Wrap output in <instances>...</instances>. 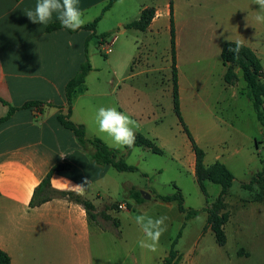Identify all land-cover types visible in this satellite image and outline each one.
Wrapping results in <instances>:
<instances>
[{"label":"rangeland","instance_id":"obj_1","mask_svg":"<svg viewBox=\"0 0 264 264\" xmlns=\"http://www.w3.org/2000/svg\"><path fill=\"white\" fill-rule=\"evenodd\" d=\"M136 1L121 0L112 10L111 19H135L137 7L152 2ZM181 7L176 50L182 115L195 141L206 153L205 165L219 160L235 176L227 199L231 214L225 226L228 242L221 247L213 232L205 231L207 213L204 208L207 200L211 203L216 200L221 186L209 183L206 197L195 174L175 159V153H185L191 149V143L174 112L170 34L162 31L157 39V56L159 64L162 62L157 65L162 70L151 69L144 75L131 78L132 72L137 74L142 70V65L135 67L132 64L129 55L131 45L138 40L140 33L136 30L125 33L116 28L111 37H118L111 54L101 52L96 38L90 41L88 54L93 69L86 80L85 101L92 103L95 116L100 107L114 106L126 113L138 125L136 134L150 137L156 130L163 138L156 143L165 152L158 155L134 146L126 153L125 159L128 164L138 167L139 172L119 173L114 170L115 183L130 180L140 187V192L147 190L152 195L143 204L131 200L134 208L130 215L119 214L125 238L129 240L123 258L125 260V255L130 252L125 264H133V243L144 239L135 217L141 214L154 218L163 216L160 203L155 202L156 194H173L176 186L184 195L185 206L200 211L197 217L188 221L177 243L176 250L183 254L179 264H264V183L256 184L252 189L243 188L264 169V129L251 101L241 94L246 87L242 72L234 67L239 81L235 86L226 84L224 75L228 66H224L221 57L223 43L241 40L256 51L264 68V23L255 20L258 6L253 0H202L201 3L181 4ZM132 88L143 93L135 101V106H130L133 109L125 107V103L132 99ZM131 112L139 117L135 118ZM91 130L110 147L125 154V148L112 146L111 139L98 132L95 119ZM183 157L184 161L188 159L186 154ZM110 186L112 191L102 190V193H109L112 201L124 198L122 190L118 195L119 187ZM103 198L105 202L110 201L104 195ZM114 208L118 210V206ZM182 222L178 220L174 225ZM110 224L107 226L113 235L120 237L118 227ZM177 235L178 231L173 237ZM162 246L159 242L157 253ZM156 256L155 252L139 262L161 264ZM115 261L120 263L122 259L118 255Z\"/></svg>","mask_w":264,"mask_h":264},{"label":"crops","instance_id":"obj_2","mask_svg":"<svg viewBox=\"0 0 264 264\" xmlns=\"http://www.w3.org/2000/svg\"><path fill=\"white\" fill-rule=\"evenodd\" d=\"M120 1L117 0L104 14L103 10L109 0H79V7L84 14L85 25L102 15L96 28L98 46V37L103 35L112 38L114 45L118 37H111L114 29H121L125 33L135 30L126 26L138 20L144 9H156L149 30H136L140 33L139 38L129 47L132 64L135 67L142 65L141 71L129 75L135 78L151 69L162 70L158 66L162 62L159 64L156 47L162 31L171 33L170 2H173L178 40L181 4L192 1L201 3L202 0H152L151 3L137 7L135 19L113 21L111 12ZM132 1L137 3L136 0ZM35 3L36 0H0V99L15 108H21L28 102L44 103L38 108L19 109L2 121L10 107L0 100V249L10 256L12 264H125L130 252L124 260V248L129 245V240L125 238L119 214L130 215L134 208L131 200H135L129 197L127 188L134 187L140 191V187L130 180L115 183L114 172L117 170L112 166L99 167L93 164L89 154L94 149L91 146L83 149L75 134L64 128L57 119L61 108L67 110L66 86L85 62L93 32L83 28L74 32L64 28L48 32L50 24L59 22L55 18L47 25L31 22L25 13L32 10ZM155 65L158 67L155 68ZM131 69L133 71V67ZM85 85L75 96L72 120L86 126L87 138H99L97 132L91 130L95 112L92 103L85 101ZM141 93L138 88H132V99L125 103V107L133 109L130 106H135ZM157 133L154 130L151 139L155 142L163 141L161 134ZM60 154L66 156L61 158ZM184 154L188 157L185 161ZM175 159L195 174L192 146L183 154L175 153ZM60 163L69 164L71 169L53 175V188L78 194L92 202L96 214L117 220L120 237L113 235L107 226L112 222L102 216L90 219L82 205L67 199L56 198L35 208L30 206L35 189L51 169ZM85 179L90 184L85 185L83 192L71 188L82 184ZM63 182H70V187ZM209 183L206 184L207 188ZM112 184L119 187V196L123 191L124 198L112 201L109 193H102V190L112 191ZM143 192L149 193L147 190ZM103 195L110 201L105 202ZM155 202L160 203L163 216L169 218L167 231L159 241L163 248L158 253L156 251L157 260L164 264L175 239L173 235L181 230L185 215L179 211L177 202L167 203L157 198ZM119 205H126L128 209L114 208ZM178 220L183 222L174 225ZM207 231L212 232L210 229ZM140 241L137 239L133 243V264H140V259L145 261L155 253L142 249ZM178 253L183 260V254ZM118 255L122 259L120 263L115 261Z\"/></svg>","mask_w":264,"mask_h":264},{"label":"trees","instance_id":"obj_3","mask_svg":"<svg viewBox=\"0 0 264 264\" xmlns=\"http://www.w3.org/2000/svg\"><path fill=\"white\" fill-rule=\"evenodd\" d=\"M117 0H109L107 5L103 10V14L107 12ZM170 26H171V48H172V83H173V104L174 112L179 119L181 126L183 127L184 133L187 135L193 152L195 154V177L196 181L207 197V182L221 186V193L216 198V200L210 204L207 200V206L204 211L207 213V223L205 231L210 229L214 236L217 244L221 247L225 246L228 242V237L225 231V226L230 220L231 214L228 210L227 199L230 195V190L235 181V176L233 172L221 161H216L215 163L207 166L205 165V151L197 144L192 132L184 121L182 115L181 98H180V85H179V71L177 64V50H176V29L174 21V11L173 2H170ZM156 15L155 8H146L142 11L141 16L138 20L129 23L126 28L135 29L141 32H146L149 30L152 21ZM102 15L95 19L92 23L83 26L82 28L88 31H92L91 38H97L96 28L101 20ZM58 29H62L59 23L50 24L47 27L48 32H52ZM70 31V30H68ZM74 32V31H70ZM105 35L98 38H103ZM235 43L233 41L226 42L221 51V57L224 66H228V69L224 75V81L230 86H235L239 81V75L235 72L234 67H238L242 72L243 79L246 83V87L241 90V94L246 95L251 101L257 119L264 129V68L261 59L257 53L249 46L243 44L239 56H235L233 53L228 51L229 47H234ZM92 64L86 50V60L82 64L78 74L68 82L66 86V98H67V110L61 111L57 117L59 123L66 129L72 131L75 137L83 149H87L91 146L94 151L89 154L91 162L99 167L112 166L119 172H139L138 167L130 165L126 162L125 155L130 150L125 148V154L122 150L117 148H112L108 146L104 141L99 138L89 139L87 138V129L85 125L77 124L72 120V111L74 99L79 91L83 88L86 83V79L90 72L92 71ZM1 100V99H0ZM4 104L10 107L8 115L2 119V121L10 118L19 109H30L38 108L42 104L41 102H28L21 108H15L10 106L5 101L1 100ZM135 147L144 148L150 150L154 154L163 155L164 151L161 149L157 143L149 138L148 136L137 133ZM71 166L69 164L60 163L55 165L39 186L35 189L30 206L32 208L38 207L45 204L53 199L62 198L67 199L76 204L82 205L90 219H96L98 216H102L106 221L112 222L114 228L119 226L117 220L112 219L104 214H96L95 206L92 202L84 199L78 194L73 192L59 191L52 186V177L56 172L70 170ZM146 176V175H143ZM264 183V169L259 172L255 177L252 178L250 183L244 184L243 188L252 189L254 185ZM176 192L171 195H158L156 198L163 202H177L179 211L185 215L184 223L179 231L177 237L173 240L171 244V249L169 256L164 260V264H179L182 260V256L176 250L177 243L183 235V230L187 225L188 221L197 217L200 211L187 208L185 206V198L182 191L175 186ZM129 197L135 200L138 204H143L145 199L141 192L134 187L127 188ZM130 209V208H129ZM240 254V253H239ZM0 264H12L10 256L0 249Z\"/></svg>","mask_w":264,"mask_h":264},{"label":"clouds","instance_id":"obj_4","mask_svg":"<svg viewBox=\"0 0 264 264\" xmlns=\"http://www.w3.org/2000/svg\"><path fill=\"white\" fill-rule=\"evenodd\" d=\"M258 6V13L255 20L264 23V0H253ZM26 16L33 23L47 25L57 20L62 28L77 31L82 28L86 20L84 14L79 7V0H36L32 10L27 11ZM234 47H229L228 51L235 56H239L243 46L241 40H236ZM95 121L97 130L101 134H105L111 139L112 146L118 148H134L136 143L135 128L138 126L126 113L119 111L116 107H100L97 110ZM65 154H60L64 158ZM66 183L70 187V182ZM90 184L85 179L82 184L71 187L79 192H83ZM167 216L151 217L144 214L135 217L137 225L144 234V239L139 242L142 249L149 252H156L161 236L167 231Z\"/></svg>","mask_w":264,"mask_h":264},{"label":"built area","instance_id":"obj_5","mask_svg":"<svg viewBox=\"0 0 264 264\" xmlns=\"http://www.w3.org/2000/svg\"><path fill=\"white\" fill-rule=\"evenodd\" d=\"M99 45L101 48V52L103 54L108 55V54L112 53V51H113L112 38H109V37L100 38ZM118 208H119V210H127L128 209L126 205H119Z\"/></svg>","mask_w":264,"mask_h":264},{"label":"water","instance_id":"obj_6","mask_svg":"<svg viewBox=\"0 0 264 264\" xmlns=\"http://www.w3.org/2000/svg\"><path fill=\"white\" fill-rule=\"evenodd\" d=\"M141 194L143 195V197H144L145 200L151 199V195L149 193L141 192Z\"/></svg>","mask_w":264,"mask_h":264}]
</instances>
